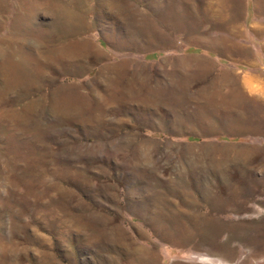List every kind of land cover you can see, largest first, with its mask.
Returning <instances> with one entry per match:
<instances>
[{
	"label": "rangeland",
	"instance_id": "obj_1",
	"mask_svg": "<svg viewBox=\"0 0 264 264\" xmlns=\"http://www.w3.org/2000/svg\"><path fill=\"white\" fill-rule=\"evenodd\" d=\"M0 264H264V0H0Z\"/></svg>",
	"mask_w": 264,
	"mask_h": 264
}]
</instances>
